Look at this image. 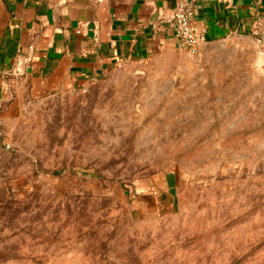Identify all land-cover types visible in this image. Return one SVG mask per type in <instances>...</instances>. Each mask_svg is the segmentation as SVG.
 <instances>
[{
	"label": "rangeland",
	"instance_id": "rangeland-1",
	"mask_svg": "<svg viewBox=\"0 0 264 264\" xmlns=\"http://www.w3.org/2000/svg\"><path fill=\"white\" fill-rule=\"evenodd\" d=\"M0 264H264V14L25 94L0 118Z\"/></svg>",
	"mask_w": 264,
	"mask_h": 264
},
{
	"label": "crops",
	"instance_id": "crops-1",
	"mask_svg": "<svg viewBox=\"0 0 264 264\" xmlns=\"http://www.w3.org/2000/svg\"><path fill=\"white\" fill-rule=\"evenodd\" d=\"M179 3L195 6L207 42L245 33L264 0H0V118L25 94L81 88L121 61L176 45Z\"/></svg>",
	"mask_w": 264,
	"mask_h": 264
},
{
	"label": "built area",
	"instance_id": "built-area-1",
	"mask_svg": "<svg viewBox=\"0 0 264 264\" xmlns=\"http://www.w3.org/2000/svg\"><path fill=\"white\" fill-rule=\"evenodd\" d=\"M26 2L27 0H21ZM195 6L191 3H179L172 11L171 22L174 35L180 45L190 53L196 52L207 43V25L200 23L195 18ZM261 14L254 13V18L259 19ZM127 62L121 61L118 67H123Z\"/></svg>",
	"mask_w": 264,
	"mask_h": 264
},
{
	"label": "trees",
	"instance_id": "trees-1",
	"mask_svg": "<svg viewBox=\"0 0 264 264\" xmlns=\"http://www.w3.org/2000/svg\"><path fill=\"white\" fill-rule=\"evenodd\" d=\"M52 173H57V171H52Z\"/></svg>",
	"mask_w": 264,
	"mask_h": 264
}]
</instances>
